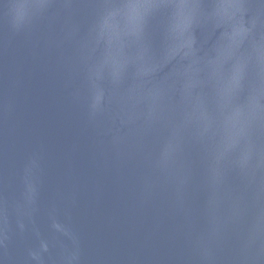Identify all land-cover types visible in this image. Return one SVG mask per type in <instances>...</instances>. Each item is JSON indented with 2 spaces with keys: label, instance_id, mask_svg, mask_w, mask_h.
<instances>
[{
  "label": "water",
  "instance_id": "water-1",
  "mask_svg": "<svg viewBox=\"0 0 264 264\" xmlns=\"http://www.w3.org/2000/svg\"><path fill=\"white\" fill-rule=\"evenodd\" d=\"M0 264H264V0H0Z\"/></svg>",
  "mask_w": 264,
  "mask_h": 264
}]
</instances>
